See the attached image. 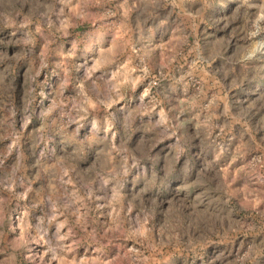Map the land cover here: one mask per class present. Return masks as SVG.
I'll return each mask as SVG.
<instances>
[{
	"label": "clouds",
	"instance_id": "9594fccd",
	"mask_svg": "<svg viewBox=\"0 0 264 264\" xmlns=\"http://www.w3.org/2000/svg\"><path fill=\"white\" fill-rule=\"evenodd\" d=\"M0 264H264V0H0Z\"/></svg>",
	"mask_w": 264,
	"mask_h": 264
}]
</instances>
